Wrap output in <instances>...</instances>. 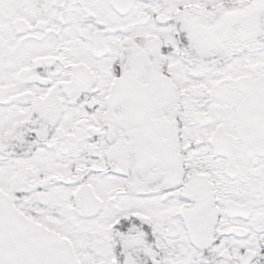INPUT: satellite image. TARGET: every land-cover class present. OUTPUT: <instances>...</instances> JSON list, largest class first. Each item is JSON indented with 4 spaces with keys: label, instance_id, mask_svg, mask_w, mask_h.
<instances>
[{
    "label": "snow or ice",
    "instance_id": "snow-or-ice-1",
    "mask_svg": "<svg viewBox=\"0 0 264 264\" xmlns=\"http://www.w3.org/2000/svg\"><path fill=\"white\" fill-rule=\"evenodd\" d=\"M0 264H264V0H0Z\"/></svg>",
    "mask_w": 264,
    "mask_h": 264
}]
</instances>
